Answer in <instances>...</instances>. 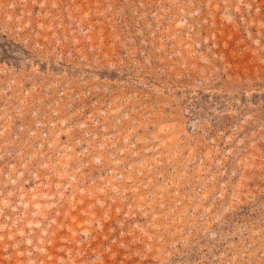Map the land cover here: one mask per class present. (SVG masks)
Returning a JSON list of instances; mask_svg holds the SVG:
<instances>
[{"label": "rangeland", "instance_id": "1", "mask_svg": "<svg viewBox=\"0 0 264 264\" xmlns=\"http://www.w3.org/2000/svg\"><path fill=\"white\" fill-rule=\"evenodd\" d=\"M0 264H264V0H0Z\"/></svg>", "mask_w": 264, "mask_h": 264}, {"label": "built area", "instance_id": "2", "mask_svg": "<svg viewBox=\"0 0 264 264\" xmlns=\"http://www.w3.org/2000/svg\"><path fill=\"white\" fill-rule=\"evenodd\" d=\"M36 147H38V148H42L43 147V143H41V142H39V143H37L36 144ZM56 150V152L58 151V153H61V150L59 149H55ZM31 153V152H30Z\"/></svg>", "mask_w": 264, "mask_h": 264}]
</instances>
